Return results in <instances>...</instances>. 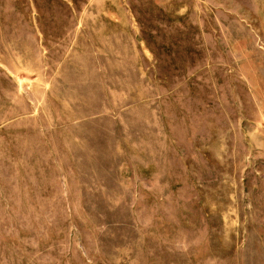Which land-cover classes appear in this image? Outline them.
<instances>
[{
	"label": "rangeland",
	"instance_id": "374dc122",
	"mask_svg": "<svg viewBox=\"0 0 264 264\" xmlns=\"http://www.w3.org/2000/svg\"><path fill=\"white\" fill-rule=\"evenodd\" d=\"M0 264H264V0H0Z\"/></svg>",
	"mask_w": 264,
	"mask_h": 264
}]
</instances>
